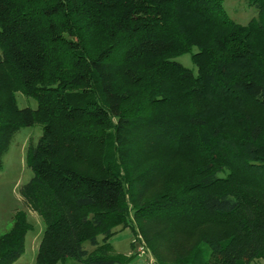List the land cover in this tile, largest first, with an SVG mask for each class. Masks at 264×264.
<instances>
[{"label":"trees","instance_id":"trees-1","mask_svg":"<svg viewBox=\"0 0 264 264\" xmlns=\"http://www.w3.org/2000/svg\"><path fill=\"white\" fill-rule=\"evenodd\" d=\"M246 2L241 24L223 0H0V166L42 124L19 190L45 225L38 264H120L126 227L159 264L264 259V0ZM31 228L16 210L0 264Z\"/></svg>","mask_w":264,"mask_h":264},{"label":"rangeland","instance_id":"rangeland-1","mask_svg":"<svg viewBox=\"0 0 264 264\" xmlns=\"http://www.w3.org/2000/svg\"><path fill=\"white\" fill-rule=\"evenodd\" d=\"M223 6L230 17L241 24L247 23L252 17L257 15L256 8L248 5L246 0H223ZM194 51H196V47H193L191 52ZM191 52L177 55L174 59L196 72V65L192 61ZM14 96L18 107H36L37 103L33 97L26 96L18 91L14 93ZM41 133L42 124L40 123L22 126L12 134L7 149L1 156L0 233L9 228L13 213L19 209L26 211L27 219L32 224V228L25 236L23 253L10 264H38L36 262V253L45 225L42 218L36 212L28 208L19 190H21L22 184L28 181L32 176V170L25 160L27 146L30 142H36ZM133 236L132 230L126 227L118 230L110 238V242L113 243L118 252H126L130 249V241L132 242ZM83 246L85 248H91L88 241H85ZM200 246L202 257L206 260L210 254L209 248L205 243H202ZM148 248L151 251L149 246ZM136 255L140 257L143 263L144 255L137 252ZM78 263L75 257L67 256L59 260L56 264ZM251 264H264V259L256 258Z\"/></svg>","mask_w":264,"mask_h":264},{"label":"built area","instance_id":"built-area-1","mask_svg":"<svg viewBox=\"0 0 264 264\" xmlns=\"http://www.w3.org/2000/svg\"><path fill=\"white\" fill-rule=\"evenodd\" d=\"M132 244L137 253L144 255L143 264H159L139 233L134 234Z\"/></svg>","mask_w":264,"mask_h":264},{"label":"crops","instance_id":"crops-1","mask_svg":"<svg viewBox=\"0 0 264 264\" xmlns=\"http://www.w3.org/2000/svg\"><path fill=\"white\" fill-rule=\"evenodd\" d=\"M111 244L117 253L123 254L126 257V260L120 264H143L142 261L140 260V257L136 255V251H134V246L131 241H130V249L126 252H118L115 249L113 243Z\"/></svg>","mask_w":264,"mask_h":264}]
</instances>
